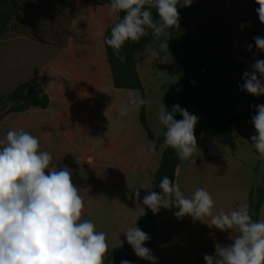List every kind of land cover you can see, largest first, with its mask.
<instances>
[{
    "label": "trees",
    "instance_id": "trees-1",
    "mask_svg": "<svg viewBox=\"0 0 264 264\" xmlns=\"http://www.w3.org/2000/svg\"><path fill=\"white\" fill-rule=\"evenodd\" d=\"M198 1L205 4L212 2L193 0L190 7H194ZM15 3L16 0H0V38L9 29H15ZM102 3L108 10L110 0ZM178 11L181 17L184 12ZM119 15L122 18L124 13ZM112 18L108 14L100 15L96 10L83 9L75 20L78 36L44 72L48 82L56 84L55 91L62 88L67 100L62 107L69 112L74 125L66 127L54 120L46 123L44 128L59 133L55 145L49 149L53 157L51 163L57 169L67 167L71 170L73 182L79 187V194L84 201L81 220H91L97 231L107 234L109 250L105 254L104 264H120L125 259L139 264L124 232L131 226L146 182L152 174L154 156L147 152L145 145L155 141V152L159 151L164 133L160 136L151 130L146 104L138 112L119 116L121 104L130 91L146 100L137 71L136 55L149 42L143 37L138 42L127 41L121 50V55L125 56L124 62H121L105 43L116 22V18ZM153 18L158 19L154 9ZM231 29L226 24L223 30L225 49L230 54L223 58L216 55L209 33L199 31L176 35L171 31L169 49L183 70V83L182 90L170 98L167 109L171 111L176 104L184 109H195L206 118L205 128L212 130L230 151H235L241 124L255 114L253 106L264 104V95L257 98L248 94L240 88L244 80L241 84L233 80L232 72H240L243 76L245 71H250V56L234 45ZM51 90L53 88L49 85L44 89L33 88L29 82L19 84L0 98V122L11 113L46 110L52 101ZM175 119L180 120L182 117L177 114ZM81 145L92 158L90 167L94 173L88 178L83 174V168L89 167L88 163L76 160V150ZM141 149L144 150L142 155ZM179 164L180 159L175 150H162L151 190L161 191L159 184L165 176L175 183ZM137 189L140 192L139 199L135 196ZM263 204L264 184L251 192L249 205L253 220H259ZM161 210L154 214L144 206V214L137 225L149 234L150 241L145 246L152 252L155 222ZM144 264L151 262L146 260Z\"/></svg>",
    "mask_w": 264,
    "mask_h": 264
},
{
    "label": "clouds",
    "instance_id": "clouds-1",
    "mask_svg": "<svg viewBox=\"0 0 264 264\" xmlns=\"http://www.w3.org/2000/svg\"><path fill=\"white\" fill-rule=\"evenodd\" d=\"M192 3L193 0H110L107 14L116 18V22L105 43L124 62L121 50L125 43L138 42L151 33L159 43L150 55L154 61L169 63L171 30L180 26L178 7ZM255 3L259 5L255 9L259 21L264 24V0ZM153 9L158 19L153 18ZM253 39L257 50L264 52V37ZM247 48L250 51L252 45ZM250 67L251 71L243 73L240 88L258 98L264 95V60H255ZM147 103L138 93L130 91L121 104L119 116L138 112ZM253 107L256 112L251 123L256 134L251 141L259 157L264 158V104ZM177 114L182 119H175ZM198 119L179 104L169 111L162 103L158 112L159 123L165 129L161 150L172 148L179 159H191L198 150L194 134ZM149 150H156L155 141ZM52 159L51 153L40 150L39 139L22 129L9 130L0 139V264H104L109 250L107 234L97 231L91 220H81L84 201L72 172L67 167L57 169ZM159 189L148 191L143 197V205L154 214L161 208H176L177 218L190 216L194 221L204 222L208 217L209 227L237 233L235 238L230 237L234 242L229 245L216 243L215 254L204 255L205 264H264V219H252L248 202H241L227 212L222 208L215 211L213 197L205 188H197L191 197H186L180 185L167 176L161 179ZM135 196L140 198L138 189ZM124 234L137 257L158 264L152 250L144 246L150 241L148 233L134 223ZM120 264L132 262L125 259Z\"/></svg>",
    "mask_w": 264,
    "mask_h": 264
},
{
    "label": "rangeland",
    "instance_id": "rangeland-1",
    "mask_svg": "<svg viewBox=\"0 0 264 264\" xmlns=\"http://www.w3.org/2000/svg\"><path fill=\"white\" fill-rule=\"evenodd\" d=\"M102 1L104 0H16V16L13 21L15 29H9L0 38V98L19 84L29 82L33 88L46 89L48 85L51 86L52 101L46 110L33 109L28 113L7 115L2 120L4 123L0 122V135H6L9 130L22 129L35 137L47 136L51 149L59 133L47 131L44 125L54 120L66 127L74 125L69 112L62 107L67 102L62 88L55 91L56 84L48 82L44 72L52 61L67 50L72 39L78 36L74 22L83 9L96 10L100 15L107 14L108 10ZM258 7L255 0H212L209 4L198 1L194 7H178L184 13L180 17L179 28L171 31L176 35L199 31L209 33L213 38L216 55L223 58L230 55L225 49L223 32L228 24L232 27V42L249 54L251 65L255 60H264V52L257 50L253 39L255 36L264 37V24H261L255 11ZM114 19L113 17L112 20ZM143 38L149 43L136 55L137 71L146 100L149 101L146 104L148 124L154 133L161 136L164 129L158 120L159 108L162 103L168 108L170 98L182 90L183 70L172 55L169 63L154 61L150 51L159 42L153 39L151 33ZM249 44L252 45L250 51L247 48ZM231 76L236 84L243 82L242 73L235 71ZM186 109L199 118L194 129L198 150L191 159L182 160L179 179L187 190L180 187L181 191L191 197L197 188H205L213 197L215 211L222 208L227 212L237 208L241 202L249 203L251 192L264 184V158L259 157L252 145L251 136L256 134V130L251 118H246L241 124L237 148L230 151L212 130L205 128L206 118L201 113L191 107ZM145 146L147 152L154 156L155 171L162 150L150 151V145ZM148 191L149 183L133 224L138 223L139 216L144 211L143 197ZM177 210L162 208L156 219V229L162 233L167 232L168 237H177L180 231L205 232L210 236L231 232L209 227L208 217L204 218V222L194 221L190 216L177 218L174 215ZM260 219H264V204ZM172 242L175 243L176 240L173 239ZM177 247L180 246L170 245V252H176ZM137 259L140 262L145 261L139 257Z\"/></svg>",
    "mask_w": 264,
    "mask_h": 264
},
{
    "label": "crops",
    "instance_id": "crops-1",
    "mask_svg": "<svg viewBox=\"0 0 264 264\" xmlns=\"http://www.w3.org/2000/svg\"><path fill=\"white\" fill-rule=\"evenodd\" d=\"M30 111H27L24 113H28ZM11 114H16V113H11ZM1 126H2V124L0 123V129H1ZM4 136L5 135H0V139H3ZM37 138L39 139V142H40V150L49 152L50 147H49L48 142H47L48 137L47 136H40ZM55 142H56V140H55ZM49 153H51V152H49ZM76 155H78V157H76V160H78L82 163L87 162L89 165L88 168H85V167L83 168L84 176H86V178L92 176V174L94 173V170L90 167L91 163H92L91 154L89 152H87L83 148V146L81 145L76 150ZM85 158H87V159H85ZM181 166H182V160L180 159V164H179V167L177 170V178H176L175 183H178L180 185V187L183 189L186 187H185L183 182H180V179H179ZM157 168H158V166H157ZM156 169H155V171H156ZM152 171H153V169H152ZM155 171H153V173L148 178L146 185H145V188L147 187V184L149 183L150 184V190H151V183H152L153 174ZM85 181H86V179H85ZM145 188H144V191L141 195V198L145 192ZM185 190H187V188ZM184 195L186 197H190L188 194L184 193ZM141 198H140V202H141ZM139 205H140V203H139ZM138 208H139V206H138ZM137 212H138V209H137L135 215H137ZM143 214H144V211L139 216V219ZM135 215L132 218L131 225H133V219L135 218ZM139 219H138V223H139ZM138 223L136 224V226L138 225ZM236 235H237V233H235V232H233V233L230 232L228 234L227 233L213 234L212 236H210L209 234H207L205 232H197V231H193V232L185 231V232H183V231H180L177 234V237L171 238V236L168 237L167 232L163 231V233H162V231H159L158 229H156L154 241H153V253L158 258V264H205V261L203 259L204 255H206V254L207 255H214L216 243H220L222 245H229V244L234 242L232 239H230V237L235 238ZM173 239L176 240L175 243L172 242ZM172 244H177L178 246H180V247H177V251L173 252V253L170 252V250H169V246ZM137 261H138V259H137ZM145 261H143V262L138 261V263L144 264ZM134 264H136V263H134Z\"/></svg>",
    "mask_w": 264,
    "mask_h": 264
},
{
    "label": "water",
    "instance_id": "water-1",
    "mask_svg": "<svg viewBox=\"0 0 264 264\" xmlns=\"http://www.w3.org/2000/svg\"><path fill=\"white\" fill-rule=\"evenodd\" d=\"M152 222H154V219H152Z\"/></svg>",
    "mask_w": 264,
    "mask_h": 264
}]
</instances>
